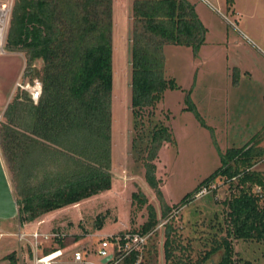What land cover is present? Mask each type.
<instances>
[{"label": "trees", "instance_id": "obj_1", "mask_svg": "<svg viewBox=\"0 0 264 264\" xmlns=\"http://www.w3.org/2000/svg\"><path fill=\"white\" fill-rule=\"evenodd\" d=\"M130 15V150L159 206L157 213L139 189L131 192L132 211L143 208L145 218L128 230L144 233L171 210L155 176L158 148L174 144L169 127L152 113L163 92L175 87L165 72L162 49L171 44L194 51L203 42L204 28L187 0H130ZM111 38L112 0H11L3 49L22 54L25 81L37 78L41 83L35 103L26 91L16 90L0 120V158L19 225L110 186ZM256 141L220 153L219 166L180 200L184 205L201 185L229 180L231 191L223 200L220 233L210 221L216 217L213 214L208 225L215 230L195 251L169 218L163 223V264H233L232 239L264 246V175L252 169L264 157V149ZM256 186L259 192L254 191ZM102 220L101 215L96 217L95 229ZM155 232L147 238L143 260L153 251L150 242ZM79 236L73 233L71 238L47 244L43 253L65 248ZM4 258L6 264H16L14 250ZM135 258L136 253H131L124 263L133 264Z\"/></svg>", "mask_w": 264, "mask_h": 264}, {"label": "rangeland", "instance_id": "obj_2", "mask_svg": "<svg viewBox=\"0 0 264 264\" xmlns=\"http://www.w3.org/2000/svg\"><path fill=\"white\" fill-rule=\"evenodd\" d=\"M187 1L193 5L204 28L203 42L194 51L185 45L171 44L162 49L165 72L175 87L163 92L152 113L154 119L169 127L174 144L163 143L158 148L155 176L159 179L161 197L171 210L155 225L156 232L150 242L153 251L147 252L144 260L143 251L140 260L143 264H163V223L169 218L182 237L191 240L195 251L211 231L216 229L219 234L218 225L223 224L225 212L223 200L231 191L229 180L216 179L212 191L192 197L184 205L180 203L182 196L192 192L219 166V155L227 148L257 139L256 143L264 149V0ZM10 5L11 0H0V7L6 11L3 45ZM130 23V0H112L109 188L76 205L47 212L39 218L38 225L35 221L18 225L16 217L0 219V232L5 233L0 238V264H6L4 256L15 251L17 242L13 233L18 228L25 233L61 231L66 234L64 239L71 238L73 233L80 234L79 240L67 244L61 258L68 259L70 250L78 249L86 259L99 261L94 252L98 235L128 230L144 220L143 208L134 213L130 205V194L136 189L159 213L158 200L144 181L143 168L134 161L130 150L133 132L129 110ZM4 52L2 46L0 120L5 105L19 90L12 81L18 74L20 82L26 80L22 77L24 59L21 67L18 56L3 55ZM252 169L264 175V157ZM254 191L260 190L256 186ZM213 214L216 217L210 221L216 225L215 229L208 225ZM100 215L102 225L95 229L94 221ZM231 245L235 254L233 264H264V246L260 242L232 239ZM217 258L216 253L212 261ZM27 259L26 264H31L30 257Z\"/></svg>", "mask_w": 264, "mask_h": 264}, {"label": "built area", "instance_id": "obj_3", "mask_svg": "<svg viewBox=\"0 0 264 264\" xmlns=\"http://www.w3.org/2000/svg\"><path fill=\"white\" fill-rule=\"evenodd\" d=\"M3 36L2 28V34H0V49L3 46ZM15 87L26 91L33 103L37 101L41 92V83L37 78L24 82L17 81ZM215 186L214 181L209 182L206 185H201L199 189L194 192L192 197L204 195L207 192L212 191ZM155 229L156 228L153 227L144 233L124 230L116 235H98L96 238L97 247L94 252L100 259L97 262H93L86 259L84 254L81 253V250L78 249H71L68 259L61 258L63 256L62 252L66 247L56 248L51 252L43 253V248L46 247L47 244L52 242L56 243L63 239L66 235L64 232L50 231L48 233H40L34 230L30 233H25L18 228L16 233H13L17 242L15 249L16 264H26L28 262V257H30L31 264H125L124 260L131 253H136V258L134 259L133 264H140L147 238L153 233V231H155ZM4 235L5 233L0 232V238ZM21 245L23 249L21 248ZM106 256H109V258L102 262L101 259Z\"/></svg>", "mask_w": 264, "mask_h": 264}, {"label": "water", "instance_id": "obj_4", "mask_svg": "<svg viewBox=\"0 0 264 264\" xmlns=\"http://www.w3.org/2000/svg\"><path fill=\"white\" fill-rule=\"evenodd\" d=\"M17 205L0 158V219L16 217ZM109 256L101 259L106 261Z\"/></svg>", "mask_w": 264, "mask_h": 264}, {"label": "crops", "instance_id": "obj_5", "mask_svg": "<svg viewBox=\"0 0 264 264\" xmlns=\"http://www.w3.org/2000/svg\"><path fill=\"white\" fill-rule=\"evenodd\" d=\"M1 8V7H0ZM6 14V13H5ZM3 23H4V21H3ZM0 55H2V54H0ZM3 55H14V56H18L19 57V59H20V61L18 60V62H19V64H20V66L22 67V64H23V58H22V56L19 54V53H17V52H13V51H6V52H4L3 53ZM3 60L1 61V63H4L5 62V60H4V58H2ZM245 71V70H244ZM19 72V71H18ZM18 72H17V74H18ZM246 72V71H245ZM19 75V74H18ZM18 75H16V78H17V76ZM14 79L13 81H12V85H14V83H16L17 81H19V76H18V78L17 79ZM10 92H11V89H10V91H9V93L7 94V96H9L10 95ZM255 165V164H254ZM253 165V166H254ZM86 199V198H85ZM79 203V202H78ZM77 204V203H76ZM76 204H73V205H76ZM45 215V214H44ZM32 222H34V221H32ZM32 222H28V223H24V225L25 224H30V223H32ZM40 222H41V220L39 219V220H37V221H35V223H36V225H38V224H40Z\"/></svg>", "mask_w": 264, "mask_h": 264}, {"label": "bare ground", "instance_id": "obj_6", "mask_svg": "<svg viewBox=\"0 0 264 264\" xmlns=\"http://www.w3.org/2000/svg\"><path fill=\"white\" fill-rule=\"evenodd\" d=\"M5 13H6V11L4 9L0 8V23L2 24V26L0 24V34H2V28H3V22L2 21L5 22V19H4Z\"/></svg>", "mask_w": 264, "mask_h": 264}]
</instances>
